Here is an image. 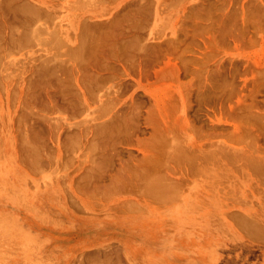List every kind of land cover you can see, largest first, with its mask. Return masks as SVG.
I'll return each mask as SVG.
<instances>
[{"label": "rangeland", "instance_id": "rangeland-1", "mask_svg": "<svg viewBox=\"0 0 264 264\" xmlns=\"http://www.w3.org/2000/svg\"><path fill=\"white\" fill-rule=\"evenodd\" d=\"M0 4V264H264V0Z\"/></svg>", "mask_w": 264, "mask_h": 264}, {"label": "bare ground", "instance_id": "bare-ground-1", "mask_svg": "<svg viewBox=\"0 0 264 264\" xmlns=\"http://www.w3.org/2000/svg\"><path fill=\"white\" fill-rule=\"evenodd\" d=\"M15 1H16V0H15ZM8 2H9V1H8ZM11 2H12V1H11ZM17 2H18V1H17ZM25 2H26V1H25ZM6 3H7V2H6ZM19 3H20V2H18V4H19ZM41 3H42V2H41ZM1 4H2V3H1ZM1 4H0V5H1ZM12 4H13V2H12ZM18 4H15V5H17L19 9H20V7H21L20 4H21L22 7H23V8H22L23 13H21V12L19 11L20 14H25L24 12L26 11L25 8H27V4H26V6H24V2H23V3H20L19 5H18ZM4 5H5V7H6L7 5H10V4L8 3L7 5H6V4H4ZM13 6H14V5H13ZM17 6H16L15 8H17ZM11 7H12V5H11ZM11 7H10L9 12L12 11V10H14V11H12V12H16L17 14L19 13V12H17V11H18V8H17V9H12V10H11ZM24 7H25V8H24ZM12 8H13V7H12ZM0 9H1V8H0ZM6 9L8 10V9H9V6H8V8H6ZM23 9H25V11H24ZM27 9L29 10L28 12H30V13H32V12H31L32 10H34L33 13L35 12V8H34V9L31 8V6L28 7ZM36 9H37V8H36ZM15 10H16V11H15ZM20 10H21V9H20ZM30 10H31V11H30ZM37 10H38V9H37ZM258 11H259V10H258ZM4 12H5V11H4ZM28 12H26L25 15H28V14H29ZM0 13H1V12H0ZM38 13H39V12H38ZM20 14H19V15H20ZM229 15H231V14H229ZM229 15H228V16H229ZM17 16H18V15H17ZM30 16H31V14H29V17H30ZM33 16H34V15H33ZM35 16H37L36 13H35ZM35 16H34V18H35ZM29 17H28V18H29ZM226 17H227V16H226ZM31 18H32V17H31ZM35 19H36V18H35ZM38 19H39V17H38ZM29 20H30V19H28V21H29ZM32 20H33V19H32ZM22 21H24V19H23ZM35 21H36V20H35ZM32 22H34V21H32ZM22 23H23V22H22ZM25 23H26V22H25ZM25 23L23 24L24 26H26ZM86 25H87V24H86ZM28 26H29V25H28ZM89 26H90V25H89ZM85 27H86V26H85ZM38 28H39V27H38ZM56 28L59 29V27H57V26H56ZM83 28H84V26H83ZM92 28H93V27H92ZM92 28H89V29H92ZM12 29H13V28H12ZM28 29H29V28H28ZM30 29H31V28H30ZM32 29H33V28H32ZM32 29H31V30H32ZM81 29H82V28H81ZM87 29H88V27H87ZM89 29H88V32H89ZM96 29H97V27H96ZM18 30H19V28H18ZM18 30H16V31H18ZM31 30H30V31H31ZM33 30H34V29H33ZM36 30H37V29H36ZM38 30H39V29H38ZM40 30H41V29H40ZM16 31H14V32H15V35H16ZM19 31H20V30H19ZM43 31H45V30H43ZM54 31H55V27H54ZM54 31H51V33L54 32ZM56 31H57V30H56ZM81 31H82V30H81ZM83 31H85V30L83 29ZM91 31H92V30H91ZM23 32H24V31H23ZM37 32H38V31H37ZM59 32H60V30H59ZM93 32L96 33V31H94V29H93ZM34 33H36L35 30H34V32H33V35H34ZM49 33H50V32H49ZM54 33H55V32H54ZM56 33H57V32H56ZM31 34H32V33H31ZM36 34H37V33H36ZM52 34H53V33H52ZM82 34H83V32L81 33V35H82ZM84 34H85V33H84ZM84 34H83V35H84ZM37 35H40V33L37 34ZM37 35L34 36V40L36 39ZM42 35H43V34H42ZM42 35H41V36H42ZM50 35H51V34H50ZM54 35H55V34H54ZM57 35H58V33H57ZM88 35H90V34H88ZM21 36H24V34L21 33ZM21 36H20V37H21ZM41 36H40L41 39H39V40L43 41V40H44V37L42 36V37H43V38H42ZM55 36H56V35H55ZM84 36H85V35H84ZM84 36H83L82 38H84ZM94 36H95V35H94ZM96 36H97V35H96ZM99 36H101V35H99ZM14 37H15V36H14ZM27 37H29V36L26 35V38H27ZM38 37H39V36H38ZM86 37H87V36H86ZM89 37H90V36H89ZM92 37H93V36H92ZM18 38H19V36H18ZM56 38H57V37H56ZM56 38H54V39H56ZM95 38H97V37H94L93 39H95ZM99 38H100V37H99ZM14 39H15V38H14ZM20 39H22V37H21ZM42 39H43V40H42ZM51 39H52V38H50V40H51ZM79 39H80V38H79ZM88 39H89V38H88ZM88 39H87V40H88ZM100 39H101V38H100ZM36 40H37V39H36ZM39 40H38V41H39ZM45 40H46V39H45ZM52 40H53V39H52ZM56 40H57V39H56ZM56 40H54V41H56ZM59 40H62V39H59ZM85 40H86V39H85ZM95 40H96V39H95ZM22 41H23L24 43L26 42V41H24V40H22ZM22 41H19V42L21 43ZM32 41H33V40H32ZM54 41H52V43H53ZM57 41H58V40H57ZM62 41H63V40H62ZM80 41H82V40H80ZM98 41H99V40H98ZM14 42H16L15 44H18V43H19V42H17V40L14 41ZM29 42H30V41H29ZM46 42L48 43L47 40L45 41V43H46ZM58 42H59V41H58ZM63 42H64V41H63ZM83 42H84V41H83ZM83 42H82V43H83ZM86 42H87V41H86ZM100 42H101V41H100ZM100 42H99V43H100ZM50 43H51V41H50ZM52 43H51V44H52ZM56 43H57V42H56ZM56 43H54V44H56ZM88 43L90 44V42H88ZM93 43H95L94 40H93ZM22 44H23V43H22ZM54 44H52L53 47H54ZM59 44H60V43H59ZM86 44H87V43H86ZM95 44L97 45V43H95ZM95 44H92V45H95ZM23 45H24V44H23ZM56 45H57V44H56ZM80 45H81V44H80ZM84 45H85V44H84ZM87 45H88V44H87ZM92 45H91V46H92ZM20 46H21V44H20ZM62 46H64V45H62ZM114 46H115V45H114ZM51 47H52V46H51ZM57 47H59V45H58ZM91 48H92V47H91ZM93 48H94V47H93ZM56 49H57V48H56ZM77 49H78V48H77ZM87 49H88V48H87ZM94 49H95V48H94ZM57 50H58V49H57ZM79 50H80V49H79ZM89 50H90V49H89ZM75 51H76V50H75ZM83 51H84V50H83ZM86 51H87V50H86ZM68 52H70V50H68ZM72 52H73V51H72ZM72 52H70V53L72 54ZM95 53H96V51H95ZM76 54H78V51H77ZM76 54H75V52H74L73 55H76ZM73 55H72V56H73ZM80 55H81V54H80ZM95 55H96V54H95ZM76 56H77V55H76ZM78 57H79V55H78ZM56 59H58V57H57ZM72 59H73V57H72ZM74 59H75V57H74ZM79 59L81 60V58H79ZM84 59H85V58H84ZM93 59H94V58H93ZM54 60H55V59H54ZM0 61H1V60H0ZM52 61H53V59H52ZM81 61H82V60H81ZM81 61H80V62H81ZM48 62H49V61H48ZM75 62H76V61H75ZM83 62H84V61H83ZM90 62H92V61H90ZM81 64H82V63H81ZM81 64H80V65H81ZM88 65H89V64H88ZM77 66H78V65H77ZM79 67H80V66H79ZM82 67H83V66H82ZM84 67H85V66H84ZM45 69H46V67H45ZM53 70H54V68H53ZM57 71H58V70H57ZM54 72H55V71H54ZM75 73H76V72H75ZM89 79H90V77H89ZM95 80H96V79H95ZM93 81H94V80H93ZM78 82H79V81H78ZM83 83H84V82H83ZM73 90H74V88H73ZM89 91H90V90H89ZM78 93H79V91H78ZM79 95H80V94H79ZM77 98H78V97H77ZM78 99H79V98H78ZM9 107H10V106H9ZM10 112H12V111H10ZM0 117H1V116H0ZM4 117H5V116H4ZM4 122H5V121H4ZM0 123H1V122H0ZM1 127H2V126H1ZM0 130H1V128H0ZM3 130H4V129H3ZM21 132H22V131H21ZM21 132H20V133H21ZM23 132H24V131H23ZM97 132H98V131H97ZM109 132H110V131H109ZM13 133H14V132H13ZM8 135H9V134H8ZM21 135H22V134H21ZM27 136H28V135H27ZM160 136H161V135H160ZM23 138H24V137H23ZM25 138H26V137H25ZM2 139H3V138H2ZM2 139H1V140H2ZM112 139H113V138H112ZM1 140H0V141H1ZM26 140H28V138H27ZM153 140H154V139H153ZM24 141H25V140H24ZM164 141H165V140H164ZM21 142H23V141H21ZM30 142H31V141H30ZM30 142H29V143H30ZM149 142H150V141H149ZM163 143H164V142H163ZM24 144H25V143H24ZM107 144H108V142H107ZM152 144H154V143H152ZM22 145H23V144H22ZM29 145H30V144H29ZM36 145H37V144H36ZM36 145H35V146H36ZM167 145H169V144H167ZM33 146H34V145H33ZM170 146H171V149H172V145H171V144H170ZM28 147H29V146H28ZM164 147L166 148V145H165ZM167 147H168V146H167ZM15 148H16V147H15ZM32 148H33V147H32ZM32 148H31V149H32ZM169 148H170V147H168L167 149H169ZM6 149H7V148H6ZM6 149H5V153L7 154ZM23 149L25 150V148H23ZM23 149H22V150H23ZM27 149L29 150V148H27ZM37 149H38V148H37ZM33 150H35V149H33ZM33 150H31V151H33ZM178 150H179V149H178ZM25 151H26V150H25ZM31 151H30V152H31ZM35 151H37V150H35ZM0 152H1V151H0ZM17 152H19V151L17 150ZM21 152H22V151H21ZM26 152H27V151H26ZM30 152H28V153H30ZM1 154H2V153H1ZM1 154H0V155H1ZM26 154H27V153H26ZM30 154H31V153H30ZM34 154H35V152H34ZM41 154H42V153H41ZM4 155H5V154H4ZM32 155H33V153H32ZM99 155H100V154H99ZM21 156H22V155H21ZM25 156H26V155H25ZM29 156H30V155H29ZM157 156H158V155H157ZM4 157H5V156H4ZM19 157H20V156H19ZM27 157H28V155H27ZM34 157H35V155H34ZM145 157H146V156H145ZM147 157H148V156H147ZM247 157H249V156H247ZM252 157H253V156H252ZM252 157H250V158H252ZM6 158H8L7 155H6ZM153 158H154V157H153ZM10 159H11V158H10ZM33 159H34V158H33ZM33 159H32V161H33ZM36 159H37V158H36ZM42 159H43V158H42ZM100 159H101V158H100ZM107 159H108V158H107ZM149 159H150V157H149ZM7 160H8V159H7ZM19 160H20V162L18 161L17 163L22 164V163H21V159H19ZM44 160H45V159H44ZM46 160H47V159H46ZM23 161H24V160H23ZM23 161H22V162H23ZM27 161H28V159H27ZM32 161H28V163H29V162H32ZM109 161H110V160H109ZM145 161H146V160H145ZM156 161H157V160H156ZM24 162H25V161H24ZM40 162H41V160H40ZM40 162H38V163L40 164ZM42 162H43V161H42ZM104 162H105V161H104ZM148 162H149V161H148ZM153 162H154V161H153ZM9 163H10V161H9ZM26 163H27V162H26ZM36 163H37V160H36ZM145 163H147V162H145ZM145 163H144V164H145ZM248 163H249V162H248ZM258 163H259V162H258ZM24 164H25V163H24ZM39 164H38V165H39ZM144 164H143V165H144ZM150 164H151V163H150ZM152 164H154V163H152ZM152 164H151V165H152ZM255 164H256V163H255ZM255 164L253 163V165H255ZM3 165H4V164H3ZM27 165H28V164H27ZM29 165H30V164H29ZM35 165H36V164H35ZM44 165H45V164H44ZM157 165H158V164H157ZM247 165H248V164H247ZM32 166H33V165L31 164V167H32ZM144 166H146V165H144ZM255 166H257V165H255ZM23 167H24V165H23ZM28 167H29V170H30V166H28ZM41 167H42V166H41ZM141 167H142V166H141ZM152 167H153V166H152ZM250 167H251V166H250ZM39 168H40V165H39ZM142 168H143V167H142ZM150 168H151V167H150ZM19 169H20V168H19ZM26 169H27V168H26ZM32 169H35V168H32ZM253 169H255V168H253ZM256 169H257V167H256ZM15 170H16V168H15L13 165H12V166H8V165H7L6 167H5V166L0 167V182H1L0 185H2V188L0 187V191L2 192L1 195L8 196V197H11V198H14V196H13V194H12V192H13L12 188L15 187V184H16V182H15V178H17V176H18V174H17L16 172L19 171L18 169H17L16 171H15ZM29 170H28V172H29ZM142 170H143V169H142ZM37 171H38V169H37ZM35 172H36V170H35ZM30 173H31V171H30ZM32 173H34V171H33ZM118 173H119V172H118ZM145 173H146V172H144V174H145ZM156 173H157V172H156ZM160 174H161V173H160ZM145 175H146V174H145ZM22 176H23V174H22ZM119 176H120V175H119ZM121 176H122V175H121ZM146 176H147V175H146ZM117 177H118V176H117ZM148 177H149V176H148ZM13 179H14V182H13ZM113 179H114V178H113ZM116 179H117V178H116ZM155 181H157V180H155ZM159 181H160V180H159ZM116 182H117V181H116ZM119 182H120V181H119ZM151 182H152V181H151ZM115 184H116V183H115ZM148 184H149V183H148ZM149 186L152 187L151 185H149ZM19 187H20V186H19ZM115 187H116V186H115ZM150 187H149V188H150ZM10 188H11V192H10ZM154 188H156V187H154ZM168 188H169V187H168ZM116 189H117V188H115V191H116ZM113 190H114V189H113ZM120 190H121V189H120ZM120 190H119V191H120ZM153 190H155V189H153ZM168 190H170V189H168ZM168 190H167V191H168ZM159 191H160V192L162 191V192L160 193ZM159 191H158V192H159V194H158L159 196H160V194H162V196L165 194V192H164V194H163V190L160 189ZM117 192H118V191H117ZM154 192H155V191H154ZM158 192H156V193H158ZM14 195H15V194H14ZM170 195H171V194H170ZM170 195H169V194H168L167 196L164 195V197L166 196V197H168V199H169V197H170L169 200L171 201L172 196H170ZM153 196H154V195H153ZM155 196L157 197V195H155ZM155 196H154V197H155ZM162 196H161L160 198H162ZM15 197H16V199H17L18 196L15 195ZM164 197L162 198V199H163V203H164V200L167 199L166 197H165L166 199H165ZM3 199H4V198H3ZM3 199H2V200H3ZM162 199H161V200H162ZM49 200H50V199H49ZM156 200H157V199H156ZM159 200H160V199H159ZM169 200H168V201H169ZM165 202H166V201H165ZM124 203H125V202H124ZM124 203H122V204L124 205ZM163 203H162V204H163ZM167 203H168V202H167ZM116 204H117V203H116ZM122 204H121V205H122ZM125 204H127V203H125ZM117 205H118V204H117ZM121 205H120V206H121ZM0 206H1V205H0ZM114 206H115V205H114ZM120 206H119V207H120ZM1 207H2V206H1ZM3 207H4V206H3ZM3 207H2V208H3ZM119 207H118L117 209H119ZM122 207H124V206H122ZM126 207H128V206H126ZM54 208H55V207H54ZM113 208H116V207H113ZM120 208H121V207H120ZM128 209L131 210L130 207H128ZM5 210H6V209H5ZM120 210H121V209H120ZM125 210H126V209H125ZM129 210H128V211H129ZM51 211H52V210H51ZM5 212H6V211H5ZM62 212H63V211H62ZM54 213H55V212H54ZM45 214H46V213H45ZM235 216H236V215H235ZM237 216H238V215H237ZM240 216H242V215H240ZM1 218H2V217H1ZM1 218H0V219H1ZM248 218H249V217H248ZM248 218H247V219H248ZM241 219H242V217H241ZM247 219H246V221H247ZM251 219H252V218H251ZM26 220H27V219H26ZM49 221H51V219L48 220V222H49ZM56 221H57V220H56ZM58 221L61 222L60 220H58ZM252 221H253V219H252ZM46 222H47V221H46ZM247 222H248V221H247ZM253 222H255V221H253ZM52 223H53V222H52ZM244 223H245V222H244ZM133 224H134V223H133ZM238 224H239V223H238ZM245 225H246V224H245ZM245 225H244V227H246ZM247 225H249V224L247 223ZM133 227H134V226H133ZM4 228H5V227H3V229H4ZM134 228H135V227H134ZM247 228H249V227L247 226ZM249 229H250V228H249ZM198 230H199V229H198ZM258 230H260V229H258ZM244 231H245V230H244ZM6 232H7V231H6ZM241 232H242V231H241ZM250 232H251V231H250ZM242 233H244V232H242ZM246 233H247V232H246ZM6 234H7V236H6V235H3V237L0 239V247H1V249H0V254L3 253V255H4V254H5V255H6V254H9V255H10V253H11V248H12V249H15L16 245L11 243L12 239H11V237L9 236L8 232H7ZM202 234H203V233H202ZM247 234H249V233H247ZM244 235H246V234H244ZM254 235H255V234H254ZM246 236H247V235H246ZM210 237L212 238V236H210ZM249 238H250V237H249ZM252 238H253V237H252ZM256 238H257V237H256ZM59 240H60V239H59ZM203 240H204V238H203ZM203 240H202V241H203ZM260 240H261V239H260ZM220 241H221V240H220ZM220 241L217 240V239H213V240H212V239L209 238V239H207L206 243L203 244V248H205V250H207V251H208V250H211V249H213V248H217V252H218L220 246L223 245ZM255 241H256V240H255ZM257 241H258V240H257ZM57 243H58V242H57ZM128 243H129V242H128ZM263 243H264V242H263ZM189 245H190V246H193V245H194V248H196L199 252H200V248L202 249V245H201L200 243H199V244H197V243H193V244H189ZM52 247H53V246H52ZM52 247H51V248H52ZM54 247H56V246H54ZM199 247H200V248H199ZM47 248H48V247H47ZM57 248H58V247H57ZM126 248H127V247H126ZM49 249H50V248H49ZM52 250H53V249H52ZM49 251H50V250H49ZM227 251H229V250H227ZM227 251H226V252H227ZM55 252H56V251H55ZM50 253H51V252H50ZM203 253H204V252H203ZM206 253H207V252H205V253H204L205 255L202 256V257H208V254H206ZM229 253H230V252H229ZM127 254H128V253H127ZM5 255H4V257H5ZM125 255H126V254H125ZM50 256H51V254H50ZM130 256H131V255H130ZM132 256H133V254H132ZM26 257H29V256L27 255ZM70 257H71V256H70ZM108 257H109V256H108ZM128 257H129V256H128ZM209 257H210V255H209ZM211 257H212V256H211ZM219 257H220V258H219ZM232 257H233V256H232ZM2 258H3V257H2ZM135 258H136V257H134L133 259H135ZM212 258H213V257H212ZM222 258H224V256H222ZM228 258H229V257H228ZM228 258H227V259H228ZM7 259H8V258H7ZM69 259H70V258H69ZM129 259H131V258L129 257ZM218 259H221V255H218V258H215V261L213 262V264H219V262H218L219 260H218ZM97 260H98V259H97ZM109 260H110V259H109ZM89 261H90V260H89ZM131 261H132V260H131ZM8 262H9V261H8ZM4 263H5V262H3L2 264H4ZM84 263H85V262H84ZM7 264H8V263H7ZM67 264H68V263H67ZM119 264H121V263H119ZM133 264H134V263H133Z\"/></svg>", "mask_w": 264, "mask_h": 264}]
</instances>
